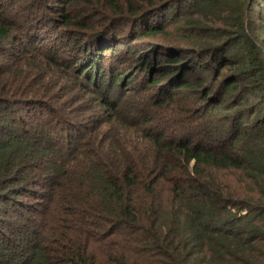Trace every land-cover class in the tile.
<instances>
[{
  "label": "trees",
  "instance_id": "trees-1",
  "mask_svg": "<svg viewBox=\"0 0 264 264\" xmlns=\"http://www.w3.org/2000/svg\"><path fill=\"white\" fill-rule=\"evenodd\" d=\"M27 6L0 3V264H264V0Z\"/></svg>",
  "mask_w": 264,
  "mask_h": 264
},
{
  "label": "rangeland",
  "instance_id": "rangeland-1",
  "mask_svg": "<svg viewBox=\"0 0 264 264\" xmlns=\"http://www.w3.org/2000/svg\"><path fill=\"white\" fill-rule=\"evenodd\" d=\"M0 3L3 4V13L6 16H10L15 15L17 17V19L20 21L25 20V15L28 14L30 12L29 9H26L27 6V0H0ZM24 4V5H23ZM69 84V83H66ZM74 91H71L70 94H73ZM72 95H67V98H64L61 100V104L62 107L59 106V108H63L64 110H69L71 108H73V98L71 97ZM87 113H82V115L79 116L78 113L72 112L70 111V115L72 117H76L79 116L77 119L82 120L84 119V116H86ZM25 197L26 195H22V197H20L22 199V202H25ZM29 198V197H27ZM8 216H13L12 214L8 213Z\"/></svg>",
  "mask_w": 264,
  "mask_h": 264
}]
</instances>
